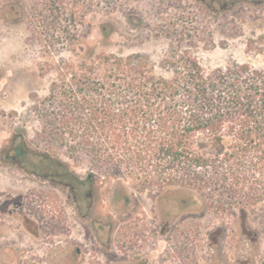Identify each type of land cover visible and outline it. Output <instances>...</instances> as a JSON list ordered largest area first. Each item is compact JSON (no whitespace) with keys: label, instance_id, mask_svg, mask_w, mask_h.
I'll return each instance as SVG.
<instances>
[{"label":"rangeland","instance_id":"rangeland-1","mask_svg":"<svg viewBox=\"0 0 264 264\" xmlns=\"http://www.w3.org/2000/svg\"><path fill=\"white\" fill-rule=\"evenodd\" d=\"M18 1L29 8V17L12 23L8 16L18 15L17 8L12 13V7L6 5L8 1L0 0V146L12 132H21L28 146L51 153L74 167L77 174L91 172L104 187L118 180L121 185L135 189L136 197L145 199L147 204L151 200L146 197L159 196L155 187H143L132 180L114 177L92 165L85 155H70L37 136L40 124L33 110L34 103L47 96L49 85L62 71L61 67H75L100 54L112 53L143 55L149 68L162 74L170 70L163 64L165 58L187 55L196 57L205 68L236 62L264 69V3L259 0H224L227 8L215 13L196 0H93L89 11L86 0L83 3ZM0 181L3 184L16 182L2 176ZM37 194L39 198L26 195L27 200L22 206L19 204L20 211L15 209L12 216H0V247L9 244L16 251L24 250L21 260L29 255L30 259H46L47 262L0 264L120 263L73 262L104 256L88 251L83 230L76 227L65 204L50 202ZM195 194L192 190L160 193L169 212L190 211L180 221L189 228L187 264H202L205 234L208 236L217 224L230 222L233 217L237 218L239 228L248 224L254 229L259 235L257 248L263 253L264 201L241 209H227L228 214H220V210L212 208L209 202L205 204ZM211 243L213 248L214 236ZM163 245L164 242H160V248ZM77 247L81 253L76 252ZM0 257L6 260L12 258L13 253L4 250ZM206 262H215L214 256L211 254V261Z\"/></svg>","mask_w":264,"mask_h":264},{"label":"trees","instance_id":"trees-1","mask_svg":"<svg viewBox=\"0 0 264 264\" xmlns=\"http://www.w3.org/2000/svg\"><path fill=\"white\" fill-rule=\"evenodd\" d=\"M163 64L168 74L110 53L61 67L34 103L37 136L114 177L190 189L216 210L263 202L264 69L205 68L190 55Z\"/></svg>","mask_w":264,"mask_h":264},{"label":"flooded vegetation","instance_id":"flooded-vegetation-1","mask_svg":"<svg viewBox=\"0 0 264 264\" xmlns=\"http://www.w3.org/2000/svg\"><path fill=\"white\" fill-rule=\"evenodd\" d=\"M7 1L6 5L12 7V13L15 8L19 12L16 16H8L12 23L28 19L27 6L18 0ZM196 1L213 13L227 8L224 0ZM259 1L264 3V0ZM86 5L89 11L93 0H86ZM0 176L16 181L9 184L0 181V216H12L15 209L20 211L19 204L22 206L27 200L26 195L39 198V193L50 202L65 204L76 227L83 230L84 240L89 245L88 251L104 256L103 259L96 256L91 261L79 259L73 262L187 264L189 261V228L185 222L181 224L180 221L190 211L179 209L169 212L160 193L167 190L188 193L190 189L156 188L159 196L153 199L146 197L151 200L147 204L145 199L136 197L135 189L121 185L118 180L104 187L91 172L77 174L74 167L59 161L51 153L28 146L21 132H12L0 146ZM195 195L206 204L207 201L202 196L197 193ZM219 213L228 214L229 211L220 210ZM258 239L259 235L248 224L239 228L236 217L225 224H217L214 231L208 236L206 233L202 239V264H264V251L261 253L257 248ZM160 242H164L161 248ZM4 250L11 251L13 257L6 260L0 257V262H47L46 259H30L29 255L21 260L20 254L24 250L16 251L9 244L0 247V253ZM14 251L17 252V257ZM76 252L82 251L77 247ZM211 254L215 262H206L211 261Z\"/></svg>","mask_w":264,"mask_h":264}]
</instances>
